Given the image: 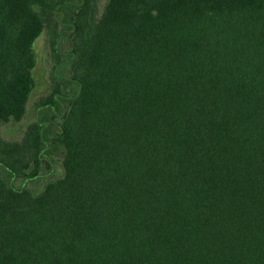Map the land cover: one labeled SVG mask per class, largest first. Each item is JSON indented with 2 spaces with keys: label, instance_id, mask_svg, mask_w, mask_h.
Instances as JSON below:
<instances>
[{
  "label": "trees",
  "instance_id": "16d2710c",
  "mask_svg": "<svg viewBox=\"0 0 264 264\" xmlns=\"http://www.w3.org/2000/svg\"><path fill=\"white\" fill-rule=\"evenodd\" d=\"M0 264H264V0H0Z\"/></svg>",
  "mask_w": 264,
  "mask_h": 264
},
{
  "label": "rangeland",
  "instance_id": "374dc122",
  "mask_svg": "<svg viewBox=\"0 0 264 264\" xmlns=\"http://www.w3.org/2000/svg\"><path fill=\"white\" fill-rule=\"evenodd\" d=\"M66 46V45H65ZM36 50L38 53V65L36 68V76L38 79L37 88L35 89L32 101H31V111L33 113H30L28 118L18 124H10L7 125L4 129V132L7 136L10 137H18L24 132L26 123L34 117V114L36 113V110L34 109L35 102L44 94H47L51 89V83L54 79L55 74V62L54 58L52 56V50L49 44V34L46 32L43 34L37 41L36 44ZM62 152H59L57 154V160L55 161L56 166L58 167V170H48L41 176L37 178L32 179H23L20 187H30L36 192H42L46 185L55 180L59 177V173L61 174L63 172V166H62ZM15 177H11L10 181L13 183Z\"/></svg>",
  "mask_w": 264,
  "mask_h": 264
}]
</instances>
